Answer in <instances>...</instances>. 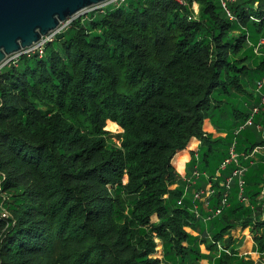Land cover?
<instances>
[{
	"label": "trees",
	"instance_id": "trees-1",
	"mask_svg": "<svg viewBox=\"0 0 264 264\" xmlns=\"http://www.w3.org/2000/svg\"><path fill=\"white\" fill-rule=\"evenodd\" d=\"M226 8L107 4L2 68L0 264H257L233 232L264 249V105L241 127L260 102L264 0Z\"/></svg>",
	"mask_w": 264,
	"mask_h": 264
},
{
	"label": "water",
	"instance_id": "water-1",
	"mask_svg": "<svg viewBox=\"0 0 264 264\" xmlns=\"http://www.w3.org/2000/svg\"><path fill=\"white\" fill-rule=\"evenodd\" d=\"M109 0H0V63L37 44L60 24Z\"/></svg>",
	"mask_w": 264,
	"mask_h": 264
},
{
	"label": "built area",
	"instance_id": "built-area-1",
	"mask_svg": "<svg viewBox=\"0 0 264 264\" xmlns=\"http://www.w3.org/2000/svg\"><path fill=\"white\" fill-rule=\"evenodd\" d=\"M121 1L123 0H109L108 2H105L103 4H100V5H97L95 7H92V8H89L87 9L85 12H88V11H91L93 9H98V8H103L105 7L107 4H118L120 3ZM222 7L227 11V14L230 18H232V15H230L228 9L226 8V4L227 2H234L236 0H219ZM72 20L69 19L67 20L66 22H63L60 24V27L55 30L54 32H51L49 33L48 35H46L45 37H43L37 44H35L34 46L30 47V48H27V49H24L22 50L21 52H18V53H15V54H12L8 57H6L1 63H0V72L2 70L3 67L7 66V65H10L11 63H14L18 60V58L22 55V54H29V53H33L35 51H38L39 53L42 52V49H43V46L51 41L54 36L56 34H58L60 31H62L65 27H67L69 25V23L71 22ZM261 44H264V39H262L260 41ZM259 46V44H258ZM257 47H255V51L257 52ZM256 90L257 92L259 93L260 95V102H259V105L257 106H254L251 110V114L249 116V118L246 120L245 124L243 126H241L242 128H244L245 125H250L251 122H252V117L254 114H257L260 110V107H262L264 105V78H261L259 80L256 81ZM264 150V147H255L253 149V151L251 152L250 156H253L255 153H258L260 151ZM237 161V155L236 153L234 152L233 150V147L231 146V148L229 149L228 151V156L224 159V161L222 162L220 168L221 169H224L226 167V165L230 164V163H235ZM244 169L241 168V167H238L237 169H235L232 174L235 175V176H238V188H239V193H238V199L240 202L242 203H246L247 200L245 197H243V194H242V185H243V181L241 179V176H242V171ZM210 182V181H208ZM207 182V183H208ZM229 182H230V177L227 178L224 182V185L225 187L228 188L229 186ZM206 183V184H207ZM211 185L210 186H206L204 187L203 189L201 190H196L193 194V199L194 200H200L201 202H203L205 205L207 204V202L205 201V198L207 196H209L211 193H212V182H210ZM259 200H261L264 204V185L262 186V189H261V193L259 195ZM219 210H217L216 212H218ZM240 229H238L239 231ZM247 232L246 234H244V232ZM243 235H245V241L244 242H247V241H251L252 242V247H251V250L250 252L254 253L257 255V261H254L249 252H248V249L244 248L243 247V250H241L239 252V256H244V257H249L254 263H257V264H264V249L263 250H258L257 249V246L256 244L254 243V240L252 238V235L250 232H248L246 229L243 231L242 233ZM220 248V246H218ZM228 254H230V252H228Z\"/></svg>",
	"mask_w": 264,
	"mask_h": 264
},
{
	"label": "rangeland",
	"instance_id": "rangeland-1",
	"mask_svg": "<svg viewBox=\"0 0 264 264\" xmlns=\"http://www.w3.org/2000/svg\"><path fill=\"white\" fill-rule=\"evenodd\" d=\"M192 9H193V11L196 13L197 10H198V5H197L196 3H193V4H192ZM85 13H86V12L84 11L82 14H85ZM80 15H81V14H80ZM80 15H76V16H74L71 20H73L74 18H76V17H78V16H80ZM106 129L110 130V132H111V134H112V139H113L114 141H116L114 135H115L117 132L120 131V128H119V127L113 128V127H111V126H109V127L107 126ZM196 144H197V143H195V144H191V147H192L193 145H194V147H195ZM186 151H188V150H186ZM186 160H187V158H186L185 160H183V161L180 163V165H176V164L174 165V169H175L176 172H177L178 174H180V176H182V177L185 176V173H183V171H182V163L185 162ZM188 178H190V176H188ZM210 185H211L210 182H208V183L206 184V186H210ZM206 186H205V187H206ZM246 233H247V232L245 231L244 234H246ZM241 234H242V233H241V232H238V230L235 231V232H233V235L236 236V237L238 238V240H237L238 242L235 244V248L238 249V250H241V248L243 247L242 245L244 244V241H245V235H243V234L241 235ZM239 237H240V239H239ZM245 246L247 247L248 252H249L251 258H252L254 261H257V255L254 254V253H252V252H250L251 247H252V242H251V241H247L246 244H245ZM201 248H202V250H203L204 252H206V248H205L204 246H202ZM156 250H157V254H156V256L160 257V256H161V255H160V244L157 245ZM210 263H211V261H210Z\"/></svg>",
	"mask_w": 264,
	"mask_h": 264
},
{
	"label": "crops",
	"instance_id": "crops-1",
	"mask_svg": "<svg viewBox=\"0 0 264 264\" xmlns=\"http://www.w3.org/2000/svg\"><path fill=\"white\" fill-rule=\"evenodd\" d=\"M187 155H188L187 160H186L185 162L182 163V171H183V173H185V164H186V162H187V161L189 160V158H190V153H189V151H187ZM174 165H175V164H174ZM245 244H246V242H244L243 247L247 249V247L245 246ZM243 247H242V248H243ZM202 251H203V250H202ZM203 252H204V251H203ZM204 253H207V251L204 252ZM199 264H213V263H212V262L210 263V260H209V259H202V260L199 261Z\"/></svg>",
	"mask_w": 264,
	"mask_h": 264
}]
</instances>
